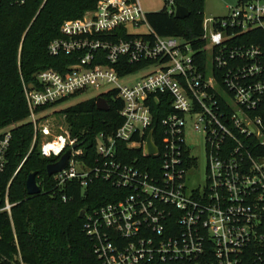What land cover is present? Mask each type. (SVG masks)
Returning a JSON list of instances; mask_svg holds the SVG:
<instances>
[{
    "label": "built area",
    "instance_id": "built-area-1",
    "mask_svg": "<svg viewBox=\"0 0 264 264\" xmlns=\"http://www.w3.org/2000/svg\"><path fill=\"white\" fill-rule=\"evenodd\" d=\"M167 2L175 15L177 4ZM146 13L139 0H99L82 18L64 21L48 46L51 55L76 52L78 61L65 72L45 68L22 78L25 120L37 133L38 109L64 98L115 91L112 99L123 104V123L97 134L92 162L69 128L42 142V155L56 161L71 149L67 166L50 175L55 188L64 201L94 179L114 188L113 200L83 217L97 264H264V0H238L226 16L203 21L204 61L184 37L156 33ZM142 24L145 33L131 31ZM191 130L204 134L202 148ZM3 133L0 180L12 138L10 129ZM150 133L158 147L151 155ZM138 148L153 158L131 157ZM201 152L205 179L193 185ZM9 185L0 191V212L11 216Z\"/></svg>",
    "mask_w": 264,
    "mask_h": 264
},
{
    "label": "trees",
    "instance_id": "trees-1",
    "mask_svg": "<svg viewBox=\"0 0 264 264\" xmlns=\"http://www.w3.org/2000/svg\"><path fill=\"white\" fill-rule=\"evenodd\" d=\"M98 1L26 0L19 3L17 0H0V139L7 129L12 133L0 191L5 192L10 183L9 197L16 202L11 216L0 212V264H97L94 246L84 230L80 212L113 200L114 188L105 180L94 179L85 190L76 184L67 192L68 200L62 199L53 176L47 173V165L56 158L42 155L39 132L35 131L32 122L25 120L29 109L22 78L31 81L36 71L45 68L65 72L69 64L78 61V53L51 55L48 46L53 39L62 36L60 28L64 21L82 18L86 11L96 7ZM174 1L188 8L189 16L178 18L165 7L147 12V22L159 35L184 37L191 43L198 59L204 61L207 44L203 38L204 0ZM137 67L134 65L128 70ZM113 94L115 91L101 94L109 104L107 111L97 107V96L56 111L66 117L71 135L78 138L87 162L96 157L97 134L101 131L113 133L123 123L119 113L122 101L112 99ZM162 104L161 100L155 109L157 142L159 124L165 115ZM259 112L264 115V101ZM128 153L143 162L153 158L144 156L139 148ZM35 171L43 190L29 195L26 180Z\"/></svg>",
    "mask_w": 264,
    "mask_h": 264
},
{
    "label": "rangeland",
    "instance_id": "rangeland-1",
    "mask_svg": "<svg viewBox=\"0 0 264 264\" xmlns=\"http://www.w3.org/2000/svg\"><path fill=\"white\" fill-rule=\"evenodd\" d=\"M142 8L146 12L158 11L165 7H168V0H139ZM238 0H204L203 19H209L210 17H223L229 12V6L235 5ZM148 30L147 24H142L138 28H131L134 33H145ZM138 75H134L125 80L129 82L134 80ZM96 91L89 90L88 92L81 93L77 97L69 99L63 103L53 105L49 108L40 109L36 112L40 119L38 120L37 126L39 131V142L40 145L47 138H53V136L62 133L68 128L66 117L61 113H56L57 110L67 107L71 104L93 97ZM190 126V125H189ZM45 130H49L50 134H46ZM190 141L196 144L197 148H202L204 144V134L202 132L190 131ZM205 167L206 161L204 154L200 153V161L198 168L192 175L193 185L197 183H203L205 179Z\"/></svg>",
    "mask_w": 264,
    "mask_h": 264
},
{
    "label": "water",
    "instance_id": "water-1",
    "mask_svg": "<svg viewBox=\"0 0 264 264\" xmlns=\"http://www.w3.org/2000/svg\"><path fill=\"white\" fill-rule=\"evenodd\" d=\"M190 12L188 10V8H186L183 5L177 4L176 5V11H175V16L178 18H185L187 16H189ZM96 104L97 107L100 110H104L107 111L109 110V104L106 101V99L102 96H98L96 99ZM145 150L148 154H155L158 151V147L156 146V144L154 143V141L152 140V133L149 134L146 145H145ZM70 154H71V149L66 150L65 153H63L61 155V157L55 161L52 162L50 164L47 165V173L48 175H53L55 173H57L58 171L64 169L69 161L70 158ZM37 172H32L28 175L27 180H26V191L29 195H35L41 192V187L40 185L37 183ZM85 214V210H82L80 212V217H84Z\"/></svg>",
    "mask_w": 264,
    "mask_h": 264
}]
</instances>
